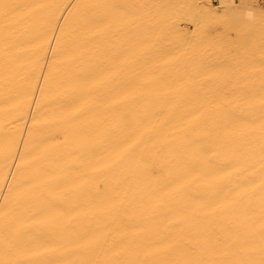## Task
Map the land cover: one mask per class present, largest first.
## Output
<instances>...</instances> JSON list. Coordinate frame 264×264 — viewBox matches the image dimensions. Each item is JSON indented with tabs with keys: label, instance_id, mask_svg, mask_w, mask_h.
<instances>
[{
	"label": "bare ground",
	"instance_id": "1",
	"mask_svg": "<svg viewBox=\"0 0 264 264\" xmlns=\"http://www.w3.org/2000/svg\"><path fill=\"white\" fill-rule=\"evenodd\" d=\"M0 264H264V0H0Z\"/></svg>",
	"mask_w": 264,
	"mask_h": 264
},
{
	"label": "rangeland",
	"instance_id": "2",
	"mask_svg": "<svg viewBox=\"0 0 264 264\" xmlns=\"http://www.w3.org/2000/svg\"><path fill=\"white\" fill-rule=\"evenodd\" d=\"M185 27V28H184ZM190 25L188 26L187 24L186 25H184L182 28H184L183 30H184V32H187V29L189 30L190 28ZM220 31V30H219ZM218 30H217V32H219ZM216 31H215V33H217ZM218 34V33H217ZM229 37H230V39H233L234 38V33L233 32H231V33H229Z\"/></svg>",
	"mask_w": 264,
	"mask_h": 264
}]
</instances>
